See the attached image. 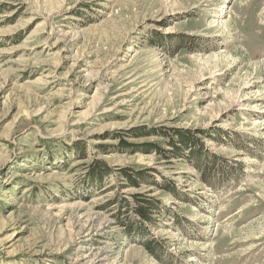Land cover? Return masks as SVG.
<instances>
[{"label":"rangeland","instance_id":"1","mask_svg":"<svg viewBox=\"0 0 264 264\" xmlns=\"http://www.w3.org/2000/svg\"><path fill=\"white\" fill-rule=\"evenodd\" d=\"M116 197L159 206L158 257ZM0 264H264V0H0Z\"/></svg>","mask_w":264,"mask_h":264},{"label":"trees","instance_id":"2","mask_svg":"<svg viewBox=\"0 0 264 264\" xmlns=\"http://www.w3.org/2000/svg\"><path fill=\"white\" fill-rule=\"evenodd\" d=\"M145 130H146L145 128H141L139 130H136L135 132L142 133ZM174 131H175L173 134L174 136H172V138L176 137L177 141L173 139L170 140V145H172V147L174 148L175 156L177 157L187 156L189 158L194 157L196 160L201 162L202 164H199V162H196L197 164L195 166V168L200 173V177H201V175L204 173L203 169H205L206 171V169L208 168L207 165L209 163V162H205L206 157L208 156L207 154L208 152L204 150L206 145L202 144L199 141L198 139L199 136L197 135L193 136V134L185 133L184 131H178V130H174ZM135 132H132V133H135ZM199 135H205V132L199 133ZM116 139L120 140L119 137H117ZM122 144L124 143L121 142L120 140L118 147L124 148L125 145H122ZM148 146L149 148H152L155 151H158L159 153H161V148L158 143L157 144L149 143ZM73 147L79 157H84L87 154V146L84 143H81L80 141H76L73 143ZM187 148H190L189 152L186 154L182 153ZM112 171L113 170L110 168V166L103 160H96L90 165L89 172L87 174V179L81 185V188L89 189V192L85 195L87 199L90 198V195L93 192L91 189L102 188L101 186L103 184V180L105 178H109L112 175ZM118 173L121 178H125L128 181V184L132 186H138L139 185L138 181L142 180V178L145 175L143 171L137 172L133 170V173H132V170L130 169H124V170L121 169ZM166 189L167 190L171 189L173 193H177V195L179 194L177 190V186L175 185L174 187L173 183L168 184V188L166 187ZM111 201L112 202L109 205L117 206V208L114 209V213H113L114 218L117 219V223L120 226L125 227L124 236L128 240H131L132 238H135L137 236L142 237V239L148 236V240L146 241L139 240L137 243L144 246L152 255H156V257H158L157 253H159V251L156 248L158 247V245H157V239L155 237H156V232L161 227L160 226L161 224L159 225V222H160L159 219H156V215L162 214L161 210H158L159 206L158 205L156 206L154 203L151 204L149 200H145V199L143 200L137 199V202L135 203L136 205L131 208L127 200H121L116 197V199L111 200ZM129 209L135 212L136 217L134 218L129 217L128 215ZM164 220L165 219H163L162 221ZM152 223L154 225L157 224V227L154 228L153 230H148V227H151L150 225ZM151 231H152V234H151ZM162 252H166V251L163 250Z\"/></svg>","mask_w":264,"mask_h":264},{"label":"bare ground","instance_id":"3","mask_svg":"<svg viewBox=\"0 0 264 264\" xmlns=\"http://www.w3.org/2000/svg\"><path fill=\"white\" fill-rule=\"evenodd\" d=\"M218 57V56H217Z\"/></svg>","mask_w":264,"mask_h":264}]
</instances>
